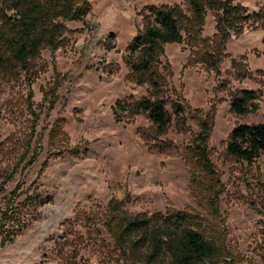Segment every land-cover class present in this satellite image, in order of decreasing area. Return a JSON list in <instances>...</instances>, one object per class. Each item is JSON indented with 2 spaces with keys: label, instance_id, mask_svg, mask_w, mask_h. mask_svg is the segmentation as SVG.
Wrapping results in <instances>:
<instances>
[{
  "label": "rangeland",
  "instance_id": "rangeland-1",
  "mask_svg": "<svg viewBox=\"0 0 264 264\" xmlns=\"http://www.w3.org/2000/svg\"><path fill=\"white\" fill-rule=\"evenodd\" d=\"M89 1L85 20L65 22L69 30L65 40L55 50L40 51L29 79L22 73L0 85V140L32 133V145L39 152L32 165L21 163L8 190L20 183L23 189L36 187L53 197L23 234L5 247L0 245V264H62L57 243L67 234L65 222L73 230L72 243L80 237L86 240L77 264H109L89 227L100 229L108 239L96 221L107 213L111 200L122 202L132 213L165 212L171 207L209 216L193 182L196 159L189 151L204 122L211 126L207 146L221 182L219 218H212L209 235L219 237L231 252L224 264H264V153L252 164L225 155L236 124L263 121L264 22L248 20L242 24L243 32L229 31L224 49L217 51L213 47L219 35L217 20L208 11L194 40L183 30L181 43L163 46L153 70L162 77L161 95L173 120L163 136H155L145 114L131 115L118 105L151 92L146 76L137 81L130 69L129 46L143 30V20L153 19L146 6H176L187 16L189 4L187 0ZM234 2L250 14L264 13V0ZM208 48L220 57L211 59ZM245 89L257 92L258 109L239 116L231 111V98ZM175 101L184 107L177 119H184V128L173 114ZM159 146L164 150H156ZM12 161L0 154V170L11 169Z\"/></svg>",
  "mask_w": 264,
  "mask_h": 264
},
{
  "label": "trees",
  "instance_id": "trees-1",
  "mask_svg": "<svg viewBox=\"0 0 264 264\" xmlns=\"http://www.w3.org/2000/svg\"><path fill=\"white\" fill-rule=\"evenodd\" d=\"M234 1L236 0H187L191 11L187 16L176 6H146L144 9L150 11L153 19L148 22L143 20V30L129 46L132 59L128 64L137 81L146 76L151 85V92L149 96L129 103L118 102L120 109L130 111L131 115L145 114L154 135L163 136L173 120L168 113L166 100L161 95L162 77L153 70L154 65L159 63V56L164 52L163 46L168 43H181L183 30L194 40V35L203 29L208 11L213 12L217 20L219 35L213 39V47L217 51H220L219 48L224 49L229 31L236 34L243 32L245 27L243 28L242 24L248 20H261V24L264 22L262 11L250 14L241 4L233 5ZM90 10L89 0H0V85L17 80L22 73L29 79L36 69L35 60L40 58V51L43 48L55 50L65 40V35L69 32L65 22H83ZM7 11L14 13L8 15ZM182 21L186 23L184 26ZM207 51L211 59L221 55H213L210 48L206 49ZM134 57H137L136 60ZM30 98L31 93L28 100L31 114H34ZM256 100L257 92L254 90L245 89L233 93L231 111L239 116L255 112L258 109ZM172 103L173 114L178 122L177 119L183 116L184 107L180 102ZM202 124V131L195 136L189 151L191 157L196 159L192 181L196 185L198 195L205 201L209 216L198 211L177 210L171 207L165 212L132 213L125 209L122 202L111 200L107 213L96 221L103 227L111 242L100 229L92 230L89 227V234L94 238L107 263L224 264L229 259L231 252L225 243L208 232L212 218H219L221 182L207 146L211 126L209 122ZM184 125V119L178 122L181 128H184ZM145 133L146 131L142 130L140 134L148 144ZM33 138L34 135L30 133L22 138L10 135L0 140V154L4 159L13 160L10 163L11 169L0 170L2 247L13 243L23 234L36 220L40 207L53 200L51 195L42 193L36 187L33 190L28 187L23 189L20 183L14 190H8V184L19 171L21 163L26 161L32 165L37 160L39 152L32 145ZM163 148L165 147L159 146L156 150H164ZM263 153L264 114L260 123L236 124L230 133L225 155L237 162L252 164ZM22 195L24 197L20 199ZM262 199L264 200V197ZM262 206L264 208V203ZM66 223L64 228L67 234L58 241L57 254L62 264H77L80 250L87 246L86 240L80 237L72 243L69 237L73 230ZM94 233L97 235L93 236Z\"/></svg>",
  "mask_w": 264,
  "mask_h": 264
}]
</instances>
